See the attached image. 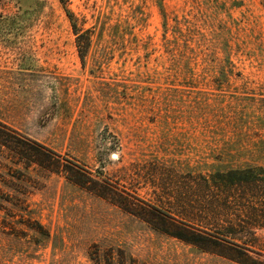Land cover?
I'll return each instance as SVG.
<instances>
[{
  "label": "rangeland",
  "instance_id": "1",
  "mask_svg": "<svg viewBox=\"0 0 264 264\" xmlns=\"http://www.w3.org/2000/svg\"><path fill=\"white\" fill-rule=\"evenodd\" d=\"M0 125V264H239L171 233L248 167L264 225V0H0Z\"/></svg>",
  "mask_w": 264,
  "mask_h": 264
},
{
  "label": "trees",
  "instance_id": "2",
  "mask_svg": "<svg viewBox=\"0 0 264 264\" xmlns=\"http://www.w3.org/2000/svg\"><path fill=\"white\" fill-rule=\"evenodd\" d=\"M5 129L0 125V147L11 149L12 135ZM49 160L47 158V161ZM67 170L71 172L72 169L67 167ZM257 177L258 174L253 167L217 172L204 177L203 183L206 189L201 195L192 194L195 199L191 200V204L194 205H190L194 212L191 219L197 222L181 221L185 225L186 233L171 234L205 250L213 246L231 249L234 253L228 255L229 258L239 264H264L262 263L264 261H255L252 256L254 253L264 255V236L257 233V230L264 225L260 221L255 223L253 220L257 215L263 218L261 208L257 212L249 204L245 191L235 192L237 188H242L244 183ZM71 179L85 189L132 212L134 205L124 198L125 191L120 189L119 185L113 186L104 178H94L86 170L72 173ZM172 219L175 221L174 218Z\"/></svg>",
  "mask_w": 264,
  "mask_h": 264
}]
</instances>
